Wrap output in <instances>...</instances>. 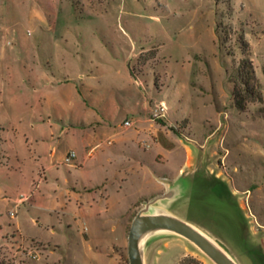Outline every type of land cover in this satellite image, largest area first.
<instances>
[{
    "label": "rangeland",
    "instance_id": "obj_1",
    "mask_svg": "<svg viewBox=\"0 0 264 264\" xmlns=\"http://www.w3.org/2000/svg\"><path fill=\"white\" fill-rule=\"evenodd\" d=\"M245 57L261 100L243 91L240 111L233 90L234 81L244 89ZM160 102L165 116L153 119ZM144 103L172 149L154 161L157 178L177 175L191 149L180 195L152 197L130 162L151 150L131 139L123 149L108 133L133 130L124 123ZM55 112L67 126L88 124L101 159L87 172L62 164L72 143L57 133L59 165L33 181L18 168L27 133L39 114L62 125ZM94 184H105L103 198L75 196ZM141 201L168 206L236 264H264V0H0V264H130L140 211L127 219L128 210ZM141 236L142 264H218L173 230Z\"/></svg>",
    "mask_w": 264,
    "mask_h": 264
},
{
    "label": "crops",
    "instance_id": "obj_2",
    "mask_svg": "<svg viewBox=\"0 0 264 264\" xmlns=\"http://www.w3.org/2000/svg\"><path fill=\"white\" fill-rule=\"evenodd\" d=\"M143 110L145 111V114H134L135 119L133 120V125L129 128L125 127L127 130H131V128H133V130L129 132L109 131L108 133L111 132L112 136L118 138L123 149L127 148V150H131V145L133 143H136L138 148L142 149L145 153L151 150V153L149 155H146L144 153V156L131 153L130 155L133 156L134 161L130 160V162L134 164L133 171H135L136 177L138 180H140L143 189H150L152 194H154L152 195V197H162L164 196V193L170 194L174 190L176 192L178 191V194L180 195V193H182L186 188V184L180 182V173L185 166L192 165L190 158L191 149L187 147L186 150L189 155L184 161V165L180 166L177 175L165 172L162 176L164 178H157L155 174L156 165L154 164V161L157 159H165L166 156H168L170 152H172V149L169 148L166 141L167 131L164 134V132H162V129L158 127L156 122L150 118L151 110L147 103L143 104ZM55 114L58 121L62 122V125H53L51 124V122H49L48 124L44 123L43 116L39 114L38 122L31 125L27 133V149L30 155L28 159H25L22 162H18V168L20 173L24 177H28L29 175H31L33 177V181L35 179L34 177H37L39 179L40 176H42V181L46 177L47 173H50L53 170L57 169L59 165L58 161L56 160L57 148L52 146L51 142L49 141L50 138H52L57 133L58 135H64L67 141L72 143L71 149L66 152L63 160H61L62 164L67 165L64 163L65 157L70 151H74L76 153V157L73 160L72 164L67 166L75 169H81V171L87 172L90 171L89 165L91 163V160L93 158L97 160L98 158V156L95 154L98 146H89V138L92 133L91 129L88 128V124L82 121L81 123L70 124V126H67L66 124H64L63 120L59 118L60 113L55 112ZM61 114H63L62 111ZM65 118L66 117L64 113L63 119ZM104 125L105 124H103L102 126L104 127ZM94 131L96 132L97 129L95 130L94 128ZM130 139L131 145L129 144ZM123 149H119L117 151H121L125 154V151ZM99 158L101 159L100 156ZM149 182L153 183V188H151V184L149 185ZM33 185L34 182L32 183L31 189L33 188ZM90 187V191L87 192H85V189L83 193L75 191V196H78V198L82 199L83 194L87 193L88 196L92 197L93 199H95V196L99 195L103 198L104 193L106 192L105 184H94L90 185ZM142 196L145 200L148 198L146 194ZM39 198L40 194L36 189L31 199H33L34 203L36 204ZM156 208L159 210H149V206L148 204H146V202H136L129 208L127 219H129V213L134 210L140 211L139 214L145 216L166 215L177 218L176 212L174 210H170L168 206H158ZM81 209L82 208L80 207L79 211ZM143 210L147 211L145 213H142ZM14 216L15 215H11V217Z\"/></svg>",
    "mask_w": 264,
    "mask_h": 264
},
{
    "label": "water",
    "instance_id": "obj_3",
    "mask_svg": "<svg viewBox=\"0 0 264 264\" xmlns=\"http://www.w3.org/2000/svg\"><path fill=\"white\" fill-rule=\"evenodd\" d=\"M153 228H166L185 236L204 250L218 264H236L205 234L179 219L166 215H139L134 218L128 238L130 264H142L139 251V240L145 231Z\"/></svg>",
    "mask_w": 264,
    "mask_h": 264
},
{
    "label": "trees",
    "instance_id": "obj_4",
    "mask_svg": "<svg viewBox=\"0 0 264 264\" xmlns=\"http://www.w3.org/2000/svg\"><path fill=\"white\" fill-rule=\"evenodd\" d=\"M247 47L249 45H246ZM247 52V49L246 51ZM246 54V53H245ZM239 70L242 73L244 69L247 70V74L245 77L242 78L243 88L241 89L240 85L234 81V90H233V97L235 106L240 111H245L247 108V100L244 99L242 92H246L249 96H254L256 99L261 100V94L256 93L253 85L251 84L252 80L254 79L255 70L253 68V64L250 58L245 57L240 61ZM244 76V75H243ZM178 264H201L199 260L194 258L193 256H186L179 261Z\"/></svg>",
    "mask_w": 264,
    "mask_h": 264
},
{
    "label": "built area",
    "instance_id": "obj_5",
    "mask_svg": "<svg viewBox=\"0 0 264 264\" xmlns=\"http://www.w3.org/2000/svg\"><path fill=\"white\" fill-rule=\"evenodd\" d=\"M166 110H167V105H166L165 102L158 103L152 110V118L153 119H162V118H164ZM132 125H133V122L130 121V120H126L125 123H124V126L126 128H129ZM109 143H110V141H109ZM75 157H76V153L74 151H70L66 155L64 163L67 164V165H71L73 160L75 159ZM10 214L12 216L15 215L14 210H12L10 212Z\"/></svg>",
    "mask_w": 264,
    "mask_h": 264
},
{
    "label": "bare ground",
    "instance_id": "obj_6",
    "mask_svg": "<svg viewBox=\"0 0 264 264\" xmlns=\"http://www.w3.org/2000/svg\"><path fill=\"white\" fill-rule=\"evenodd\" d=\"M142 236L140 237L139 243L141 242Z\"/></svg>",
    "mask_w": 264,
    "mask_h": 264
}]
</instances>
